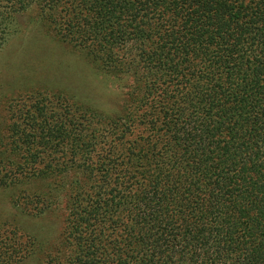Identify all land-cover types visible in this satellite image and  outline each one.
<instances>
[{
  "label": "trees",
  "instance_id": "16d2710c",
  "mask_svg": "<svg viewBox=\"0 0 264 264\" xmlns=\"http://www.w3.org/2000/svg\"><path fill=\"white\" fill-rule=\"evenodd\" d=\"M126 75L104 113L60 90L5 102L0 264H264V0H0ZM61 213L55 243L19 223Z\"/></svg>",
  "mask_w": 264,
  "mask_h": 264
},
{
  "label": "rangeland",
  "instance_id": "374dc122",
  "mask_svg": "<svg viewBox=\"0 0 264 264\" xmlns=\"http://www.w3.org/2000/svg\"><path fill=\"white\" fill-rule=\"evenodd\" d=\"M33 13L31 2L18 17L16 30L0 47V132L5 102L34 89L60 90L101 112L118 111L130 79L97 70L79 51L53 37L33 18ZM0 214H11L2 195ZM61 218L60 211L54 210L38 218L18 219L26 230L50 245L57 241ZM23 264L36 263L30 259Z\"/></svg>",
  "mask_w": 264,
  "mask_h": 264
}]
</instances>
